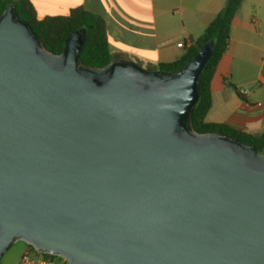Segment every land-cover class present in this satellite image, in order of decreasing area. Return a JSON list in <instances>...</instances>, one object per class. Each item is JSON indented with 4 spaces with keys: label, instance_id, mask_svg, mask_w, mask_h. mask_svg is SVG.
<instances>
[{
    "label": "water",
    "instance_id": "95a60500",
    "mask_svg": "<svg viewBox=\"0 0 264 264\" xmlns=\"http://www.w3.org/2000/svg\"><path fill=\"white\" fill-rule=\"evenodd\" d=\"M0 17V260L18 242L67 264H264V147L198 133L214 41L177 73L82 63Z\"/></svg>",
    "mask_w": 264,
    "mask_h": 264
},
{
    "label": "crops",
    "instance_id": "0c3cea01",
    "mask_svg": "<svg viewBox=\"0 0 264 264\" xmlns=\"http://www.w3.org/2000/svg\"><path fill=\"white\" fill-rule=\"evenodd\" d=\"M29 1L40 19L66 16L79 8L101 17L112 52L142 65H159L185 56L228 0ZM180 43L184 47L179 48ZM218 73L221 80L216 82ZM241 90L247 92L242 98ZM211 91L208 123L264 134V0H243Z\"/></svg>",
    "mask_w": 264,
    "mask_h": 264
},
{
    "label": "trees",
    "instance_id": "16d2710c",
    "mask_svg": "<svg viewBox=\"0 0 264 264\" xmlns=\"http://www.w3.org/2000/svg\"><path fill=\"white\" fill-rule=\"evenodd\" d=\"M243 4V0H228L224 10L206 28L187 54L172 63L146 65L150 72L177 73L197 55L207 43L214 41L211 59L202 72L200 80V99L193 113V127L200 133H222L247 145L263 149L264 134L255 136L222 124H211L206 118L212 108L211 84L216 70L227 52L231 24ZM14 6L20 19L27 22L41 39L44 47L56 55L64 51L67 38L76 30L86 29L87 38L81 53L82 63L89 67L102 68L114 60H127V56L111 51L108 43L107 25L101 18L84 9H74L68 15L40 19L29 0H0V17L9 7ZM190 42L192 39H189ZM184 45V44H183ZM143 67L142 64L138 63ZM242 98L243 95L238 93ZM28 249L36 252L32 247ZM37 253V252H36ZM38 255L59 260L51 255Z\"/></svg>",
    "mask_w": 264,
    "mask_h": 264
},
{
    "label": "rangeland",
    "instance_id": "374dc122",
    "mask_svg": "<svg viewBox=\"0 0 264 264\" xmlns=\"http://www.w3.org/2000/svg\"><path fill=\"white\" fill-rule=\"evenodd\" d=\"M131 62L138 64L137 61H134V60ZM142 68L147 70L146 68L148 67L146 65H143ZM216 79H217L216 82L218 81V79H220L219 73L216 75ZM27 250H28V245L25 244L24 242L16 243L0 260V264H20L21 259Z\"/></svg>",
    "mask_w": 264,
    "mask_h": 264
},
{
    "label": "built area",
    "instance_id": "2783aa9c",
    "mask_svg": "<svg viewBox=\"0 0 264 264\" xmlns=\"http://www.w3.org/2000/svg\"><path fill=\"white\" fill-rule=\"evenodd\" d=\"M178 47L182 48L184 47V45L180 43ZM240 93L242 95L247 94V92L243 90H241ZM20 264H67V262L61 258L59 260L48 259L28 249L26 253L23 255Z\"/></svg>",
    "mask_w": 264,
    "mask_h": 264
}]
</instances>
